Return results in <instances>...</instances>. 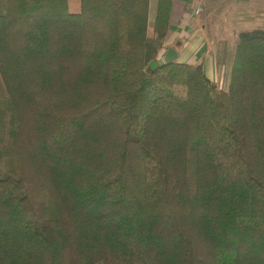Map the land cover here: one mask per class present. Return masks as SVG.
Wrapping results in <instances>:
<instances>
[{
  "label": "trees",
  "instance_id": "1",
  "mask_svg": "<svg viewBox=\"0 0 264 264\" xmlns=\"http://www.w3.org/2000/svg\"><path fill=\"white\" fill-rule=\"evenodd\" d=\"M149 6L0 0V264H264V27L222 89Z\"/></svg>",
  "mask_w": 264,
  "mask_h": 264
},
{
  "label": "crops",
  "instance_id": "2",
  "mask_svg": "<svg viewBox=\"0 0 264 264\" xmlns=\"http://www.w3.org/2000/svg\"><path fill=\"white\" fill-rule=\"evenodd\" d=\"M157 1L150 0L151 24ZM254 27H264V0H172L169 30L162 52L175 47L178 61L202 63L208 76L216 81L217 52L209 30L231 28L238 34Z\"/></svg>",
  "mask_w": 264,
  "mask_h": 264
},
{
  "label": "rangeland",
  "instance_id": "3",
  "mask_svg": "<svg viewBox=\"0 0 264 264\" xmlns=\"http://www.w3.org/2000/svg\"><path fill=\"white\" fill-rule=\"evenodd\" d=\"M209 32L217 52L215 55V68L218 70V76L215 83L219 88L227 89L230 79L231 59L234 57L238 40L237 30L231 28L211 29Z\"/></svg>",
  "mask_w": 264,
  "mask_h": 264
},
{
  "label": "water",
  "instance_id": "4",
  "mask_svg": "<svg viewBox=\"0 0 264 264\" xmlns=\"http://www.w3.org/2000/svg\"><path fill=\"white\" fill-rule=\"evenodd\" d=\"M178 58V51L175 47H169L163 54L161 58L158 60H154L151 62V66L156 67L157 65H163L168 62H172L177 60Z\"/></svg>",
  "mask_w": 264,
  "mask_h": 264
},
{
  "label": "built area",
  "instance_id": "5",
  "mask_svg": "<svg viewBox=\"0 0 264 264\" xmlns=\"http://www.w3.org/2000/svg\"><path fill=\"white\" fill-rule=\"evenodd\" d=\"M200 8H198V10H199Z\"/></svg>",
  "mask_w": 264,
  "mask_h": 264
}]
</instances>
